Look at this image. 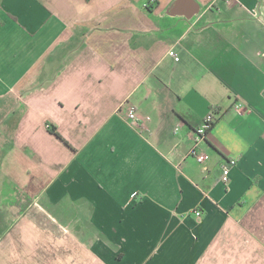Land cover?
I'll return each instance as SVG.
<instances>
[{"label":"crops","instance_id":"0c3cea01","mask_svg":"<svg viewBox=\"0 0 264 264\" xmlns=\"http://www.w3.org/2000/svg\"><path fill=\"white\" fill-rule=\"evenodd\" d=\"M156 1L0 0V264H264V0Z\"/></svg>","mask_w":264,"mask_h":264},{"label":"built area","instance_id":"2783aa9c","mask_svg":"<svg viewBox=\"0 0 264 264\" xmlns=\"http://www.w3.org/2000/svg\"><path fill=\"white\" fill-rule=\"evenodd\" d=\"M169 54L173 56L176 60H179V55L175 50H170ZM234 109L242 113L245 110V106L243 102H236L234 104ZM216 110H212L200 123V125L196 128L194 132V139L196 142L202 141L206 138L208 130L212 127L215 118H216ZM128 117L130 119L131 124L138 128L140 131H149L148 122L150 121V116H140L134 107L129 108ZM50 127V126H49ZM190 155L194 156L199 163L204 164L207 160H209L210 156L207 152L200 151L196 147H193L189 153ZM237 163V158L232 157L229 158L225 163L222 164V180L224 182L229 181V172L230 168ZM136 196V194H134ZM197 214L200 218L201 212L197 211Z\"/></svg>","mask_w":264,"mask_h":264},{"label":"water","instance_id":"95a60500","mask_svg":"<svg viewBox=\"0 0 264 264\" xmlns=\"http://www.w3.org/2000/svg\"><path fill=\"white\" fill-rule=\"evenodd\" d=\"M185 2H187V0H176V2H175V7H176L177 9H178V8H182L183 5L185 4ZM174 11H175V12L172 13V14L177 13V12H176L177 10H174ZM199 11H200V8H199V6L197 5V6H194L193 9L189 10V11L186 12V13H182V14L186 15L188 18H192L194 15L198 14Z\"/></svg>","mask_w":264,"mask_h":264},{"label":"rangeland","instance_id":"374dc122","mask_svg":"<svg viewBox=\"0 0 264 264\" xmlns=\"http://www.w3.org/2000/svg\"><path fill=\"white\" fill-rule=\"evenodd\" d=\"M0 190H3L4 191V193H5V195H6V193L8 192V188L5 186V187H3V188H0Z\"/></svg>","mask_w":264,"mask_h":264},{"label":"trees","instance_id":"16d2710c","mask_svg":"<svg viewBox=\"0 0 264 264\" xmlns=\"http://www.w3.org/2000/svg\"><path fill=\"white\" fill-rule=\"evenodd\" d=\"M154 2L156 3L157 1L154 0ZM155 3H153L152 6H151L150 8H153V6H155ZM53 128H54V127L51 126V129H53ZM58 136H60V135H58ZM60 137H61V136H60Z\"/></svg>","mask_w":264,"mask_h":264}]
</instances>
